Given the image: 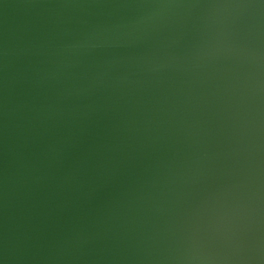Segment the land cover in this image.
<instances>
[{
    "label": "water",
    "instance_id": "water-1",
    "mask_svg": "<svg viewBox=\"0 0 264 264\" xmlns=\"http://www.w3.org/2000/svg\"><path fill=\"white\" fill-rule=\"evenodd\" d=\"M0 264H264V0H0Z\"/></svg>",
    "mask_w": 264,
    "mask_h": 264
}]
</instances>
